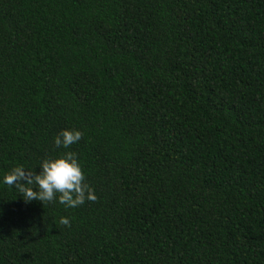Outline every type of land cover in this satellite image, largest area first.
<instances>
[{
  "label": "trees",
  "instance_id": "16d2710c",
  "mask_svg": "<svg viewBox=\"0 0 264 264\" xmlns=\"http://www.w3.org/2000/svg\"><path fill=\"white\" fill-rule=\"evenodd\" d=\"M65 151L95 200L2 182ZM0 264H264V0H0Z\"/></svg>",
  "mask_w": 264,
  "mask_h": 264
},
{
  "label": "clouds",
  "instance_id": "9594fccd",
  "mask_svg": "<svg viewBox=\"0 0 264 264\" xmlns=\"http://www.w3.org/2000/svg\"><path fill=\"white\" fill-rule=\"evenodd\" d=\"M81 136L77 129H62L54 137L53 143L57 148L68 149ZM39 168V173H34L22 165L16 166L3 176L2 182L15 186L25 202L33 199L42 203L56 200L65 208H75L85 200L96 199L93 189L85 182L76 153L65 151L60 156L46 158ZM60 223L69 225V219L61 217Z\"/></svg>",
  "mask_w": 264,
  "mask_h": 264
}]
</instances>
